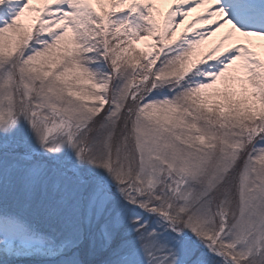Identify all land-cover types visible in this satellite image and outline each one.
Listing matches in <instances>:
<instances>
[{
  "label": "snow or ice",
  "instance_id": "1",
  "mask_svg": "<svg viewBox=\"0 0 264 264\" xmlns=\"http://www.w3.org/2000/svg\"><path fill=\"white\" fill-rule=\"evenodd\" d=\"M0 264H264V0H0Z\"/></svg>",
  "mask_w": 264,
  "mask_h": 264
},
{
  "label": "rangeland",
  "instance_id": "2",
  "mask_svg": "<svg viewBox=\"0 0 264 264\" xmlns=\"http://www.w3.org/2000/svg\"><path fill=\"white\" fill-rule=\"evenodd\" d=\"M193 16H195V13L190 14V16H189V20L192 19ZM194 27H195V28H200L201 25L197 24V25H194ZM182 28H183V26H182ZM214 39H215V37L211 38L209 41H206L205 44L202 45V49H207V48L211 45V43H212V41H213ZM138 47H143V45H142V44H141V45H138Z\"/></svg>",
  "mask_w": 264,
  "mask_h": 264
}]
</instances>
